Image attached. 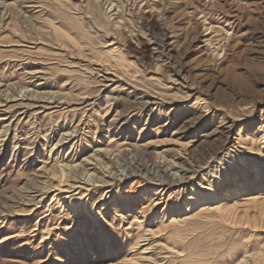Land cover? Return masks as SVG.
<instances>
[{"label":"rangeland","instance_id":"374dc122","mask_svg":"<svg viewBox=\"0 0 264 264\" xmlns=\"http://www.w3.org/2000/svg\"><path fill=\"white\" fill-rule=\"evenodd\" d=\"M0 264H264V0H0Z\"/></svg>","mask_w":264,"mask_h":264},{"label":"bare ground","instance_id":"6f19581e","mask_svg":"<svg viewBox=\"0 0 264 264\" xmlns=\"http://www.w3.org/2000/svg\"><path fill=\"white\" fill-rule=\"evenodd\" d=\"M142 27H146V31L147 32H149L150 34H152V35H154V36H157L156 34H159V33H161L162 32V34L163 35H165L164 34V30L161 28V26L159 25V23H158V20L152 15V14H146L145 15V21H144V26H142ZM163 50L165 49L163 46L161 47ZM146 50V49H145ZM147 51H144L143 52V54L141 55V59L144 61V58H145V53H146ZM124 58V57H123ZM143 103V102H142ZM98 160V159H97ZM100 160V159H99ZM104 163V162H103ZM102 164V163H101ZM60 167V166H59ZM57 170V169H56ZM58 171H60V175L59 176H61V178L60 179H62V178H65L66 176H67V171H66V167H61ZM58 173L59 172H54L53 173V175L54 176H57L58 177ZM228 191H230V190H228ZM227 190L226 191H224V192H222V194L221 195H223V196H225V197H230L231 198V203H232V205L233 206H235L237 203H239V200L236 198V196L235 197H232V195H229V192H228ZM231 192V191H230ZM235 193L236 194H238L239 193V190H236L235 191ZM219 195L220 194H218V196H216L215 195V197H219ZM210 198H211V196H210ZM212 199H213V196H212ZM250 199H252V198H250ZM247 200V199H246ZM249 200V199H248ZM217 201V200H216ZM247 203V202H246ZM218 206H220V202H218ZM235 207H237V206H235Z\"/></svg>","mask_w":264,"mask_h":264}]
</instances>
